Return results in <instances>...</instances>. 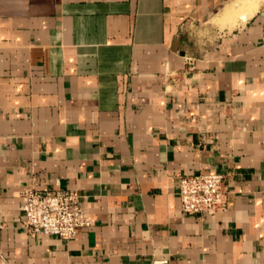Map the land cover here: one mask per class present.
Listing matches in <instances>:
<instances>
[{"label": "crops", "instance_id": "0c3cea01", "mask_svg": "<svg viewBox=\"0 0 264 264\" xmlns=\"http://www.w3.org/2000/svg\"><path fill=\"white\" fill-rule=\"evenodd\" d=\"M27 187L93 225L31 235ZM0 264H264V0H0Z\"/></svg>", "mask_w": 264, "mask_h": 264}, {"label": "built area", "instance_id": "2783aa9c", "mask_svg": "<svg viewBox=\"0 0 264 264\" xmlns=\"http://www.w3.org/2000/svg\"><path fill=\"white\" fill-rule=\"evenodd\" d=\"M179 196L182 209L188 214L223 213L229 207L226 176L220 172L182 176ZM21 209L23 225L33 236L52 234L70 239L79 228L94 223L72 190L27 187L22 191Z\"/></svg>", "mask_w": 264, "mask_h": 264}, {"label": "bare ground", "instance_id": "6f19581e", "mask_svg": "<svg viewBox=\"0 0 264 264\" xmlns=\"http://www.w3.org/2000/svg\"><path fill=\"white\" fill-rule=\"evenodd\" d=\"M244 15V14H243Z\"/></svg>", "mask_w": 264, "mask_h": 264}]
</instances>
